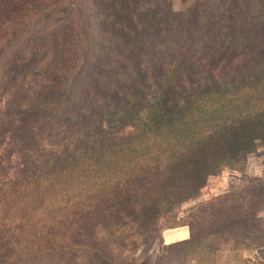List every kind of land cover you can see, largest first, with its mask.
Returning a JSON list of instances; mask_svg holds the SVG:
<instances>
[{"label": "trees", "instance_id": "16d2710c", "mask_svg": "<svg viewBox=\"0 0 264 264\" xmlns=\"http://www.w3.org/2000/svg\"><path fill=\"white\" fill-rule=\"evenodd\" d=\"M263 147L264 0H0V264H134ZM240 200L165 247L264 250L237 221L196 237Z\"/></svg>", "mask_w": 264, "mask_h": 264}, {"label": "rangeland", "instance_id": "374dc122", "mask_svg": "<svg viewBox=\"0 0 264 264\" xmlns=\"http://www.w3.org/2000/svg\"><path fill=\"white\" fill-rule=\"evenodd\" d=\"M179 2L180 0H176V6ZM232 196L242 199L250 209L247 219H241L239 213L231 212L211 219L207 225L195 224V233L199 240L207 238L213 242L210 237L214 231L226 233L228 229H235L230 221L238 222L234 224L241 230L240 234L246 227L249 233L251 232L250 238H264V147L248 157L244 170H225L221 175L211 177L199 198L183 204L174 212L163 214L157 223V231L141 238L139 249L134 256V264H264V250L241 248L242 250L236 252L222 247L219 254L212 257L206 256L200 249H193L192 254L191 250L184 246L168 249L164 245L163 237L167 230L187 226L189 218L196 214L198 209L202 211L206 204ZM242 200L237 201L240 206ZM249 260L252 263H249Z\"/></svg>", "mask_w": 264, "mask_h": 264}, {"label": "crops", "instance_id": "0c3cea01", "mask_svg": "<svg viewBox=\"0 0 264 264\" xmlns=\"http://www.w3.org/2000/svg\"><path fill=\"white\" fill-rule=\"evenodd\" d=\"M191 238V231L183 226L175 229H169L164 233L163 241L165 246L175 245L188 241Z\"/></svg>", "mask_w": 264, "mask_h": 264}]
</instances>
